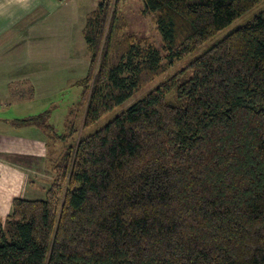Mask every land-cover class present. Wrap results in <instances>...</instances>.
Masks as SVG:
<instances>
[{"label": "trees", "instance_id": "16d2710c", "mask_svg": "<svg viewBox=\"0 0 264 264\" xmlns=\"http://www.w3.org/2000/svg\"><path fill=\"white\" fill-rule=\"evenodd\" d=\"M97 1L80 122L11 120L38 127L51 180L0 212V264H264V7L84 134L260 0H141L164 56L124 34L126 0Z\"/></svg>", "mask_w": 264, "mask_h": 264}, {"label": "rangeland", "instance_id": "374dc122", "mask_svg": "<svg viewBox=\"0 0 264 264\" xmlns=\"http://www.w3.org/2000/svg\"><path fill=\"white\" fill-rule=\"evenodd\" d=\"M49 2H51V0H49ZM51 3L56 4L54 7L55 11L50 15L48 14L47 19L43 18L44 16L42 13L41 15L43 17L42 20H40V23L45 24V21L52 19L50 17H54V20L56 19L55 23L58 25L57 28H60L61 33H66V39L56 37V39L53 40V38H51L49 35L48 37L42 35L40 39H38V36H36L33 43V52H29V49H32L30 44H25L22 47V49H24V54L22 56L23 59H26L30 62L40 63L33 67V69L37 72L40 70L38 72L39 74L36 75L39 77L38 81L34 77L29 76V78H23L21 82L14 83L11 87V93L13 92V97L9 104L0 106V118L3 119H0V135L5 134L8 135L7 137H10L7 140L4 137L2 140H0V143L10 144V142H13L15 138L17 141H19V146L23 149V152L19 151V153H17L19 161H14L11 164L14 165L18 163L17 165H14V167L21 166L22 168L20 169V173H22L24 176V179L21 180H16L17 177H14V179H9L7 177L6 185L4 183L3 185L0 184V212L4 216V221L6 220V214L11 212V201L14 197H44V192L46 191L44 188H47L51 180L49 179L50 171L48 167H46V164L44 166L43 161V158L47 152V149L45 148V142L41 144L37 137H34V139L38 142H33L32 136L34 133H37L38 130L31 129L36 128V125L33 123L26 124V126L15 125L10 122L14 119V117H12L14 115L12 114L17 115L18 117L25 115L26 117L30 116L28 114L38 115L42 112L50 111V116L49 118L47 117L46 120L49 119V121L53 122L55 124L56 130L60 133L65 131V128L70 121L79 120L80 122L81 115L79 114H81V110L78 108L81 107L79 102H81L82 99L83 87L76 85L74 82L84 77L89 69L90 55L87 48V42L83 34V28L86 22V15L98 6V1L60 0L58 3V0H52ZM60 3L64 4L67 8L64 9L66 14L63 13V10L61 11V8H58ZM263 7L264 0H260L254 7L236 18L232 23L225 26L223 29L219 30L216 34L206 40L190 54L167 68L163 75H160L155 80L144 84L143 87L132 97L128 98L126 101L107 112L95 124L86 127L84 129V134H89L95 131L97 128L107 124L109 120L119 114L123 109L129 107L137 100L144 97L149 90L156 86L166 76L173 74L177 70L186 68L187 63L191 59L201 54L203 51L209 48V46L222 39L235 28L245 24ZM121 13L127 22V28L124 31V34L132 35L133 41L141 42L142 45L146 42L153 43L157 49L160 50L162 56H164L161 33L155 25L153 15L143 12L142 1L126 0L121 5ZM37 45L40 46V49L42 50H48V48L55 49L56 55L64 56L67 52H72V60H74L73 63L77 65L72 67L71 70L69 66H65V59L59 60L60 58L56 57L54 59L55 61H62V63H65L64 68L61 71L65 72L68 69L67 73L65 74H63L60 70H58L57 73L53 68V63L47 64V60H45L42 55L40 57V55L36 54L35 47ZM1 53L0 55H2ZM51 57L53 60L55 56ZM8 60H11V58H8ZM1 62L2 59L0 58V70ZM66 62H70V60L66 59ZM67 65H69V63ZM44 67H48V70H45ZM34 85L37 86V89L40 88L37 90V100L26 104L24 98L20 97L19 95L24 94L26 98H29L32 88L35 92ZM5 119L9 121H4ZM27 142L36 146L33 148V153H30L29 148L27 147ZM9 147H11V145L3 147L1 150H6ZM3 171L5 172L6 170L3 169ZM12 172L13 168H10L9 174ZM20 178L21 177L18 179ZM36 188H39V190ZM4 224H6V221Z\"/></svg>", "mask_w": 264, "mask_h": 264}, {"label": "crops", "instance_id": "0c3cea01", "mask_svg": "<svg viewBox=\"0 0 264 264\" xmlns=\"http://www.w3.org/2000/svg\"><path fill=\"white\" fill-rule=\"evenodd\" d=\"M51 2H49V0H0V53L2 52V55H0V58L2 59L0 70V106L9 104L10 100L13 97V93H11V87L14 83L21 82L23 78L26 79L29 78V76L34 77L38 81L39 77L36 75L39 74L38 72L40 70L37 72L33 69V67L40 63L30 62L26 59H23L22 56L24 54V49H22V47L25 44H30V47H32V49H29V52H33V43L36 36H38V39H40L42 35L46 37H48L49 35L51 38H53V40H55L56 37L66 39V33L63 34L60 32V28H57L58 25H56V19L54 20V17H50L52 19L45 21V24L40 23V20H42L43 16L44 19H47L48 14L50 15L55 11L54 7L56 4ZM59 2L60 0H58V3ZM58 6V8H61V11L63 10V13L66 14L64 12V9H67L65 5L60 3ZM35 48L36 54L40 55V57L42 55L44 59L47 60V64L53 63V68L57 73L58 70L61 71L64 68L65 63V66H69L71 70L72 67L77 65L73 63L74 60H72V52H67L66 55L63 56L56 55L55 49L48 48V50H42L38 45ZM51 56H55L53 60ZM56 57L60 58L59 60L65 59V63H62V61H55L54 59ZM8 58H11V60H8ZM66 59L70 60V62H66ZM68 63L69 65H67ZM44 69L48 70V67H44ZM67 70L65 72H61L65 74L67 73ZM34 87L35 96L33 99H24L26 104L37 100V90L40 88L37 89V86L35 85ZM12 115H14L12 117H18L15 114ZM28 115L31 116L34 114ZM23 116L25 117V115ZM4 121L9 120L5 119ZM33 129L39 130L38 127L32 128L31 130ZM0 136V140H2L4 137L6 138V140L10 138L5 134ZM34 137H37V139L39 140L43 138L39 131L37 133H34L32 136L33 142H38L34 139ZM27 144L30 153H33V148L36 146L30 144L29 142H27ZM8 145H11V147L7 148L6 150H1V148ZM19 145V141H17L16 138L13 140V142H10V144L0 143V184L2 185L3 183L6 185L7 177L9 179H14V177H17L16 180L24 179L23 174L20 173V169L22 167H14V165H17L18 163L14 165L11 164L14 161H19L17 153H19V151L23 152V149L20 148ZM10 168H13V172L11 174H9ZM3 169H5L6 171L4 172ZM19 177L21 178L18 179Z\"/></svg>", "mask_w": 264, "mask_h": 264}]
</instances>
